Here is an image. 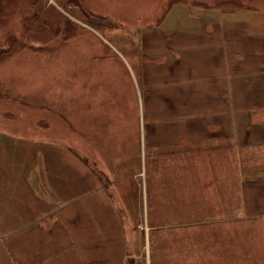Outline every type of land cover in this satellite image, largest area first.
<instances>
[{
  "label": "rangeland",
  "instance_id": "rangeland-1",
  "mask_svg": "<svg viewBox=\"0 0 264 264\" xmlns=\"http://www.w3.org/2000/svg\"><path fill=\"white\" fill-rule=\"evenodd\" d=\"M239 11L264 13V0H0V132L65 144L37 149L57 155L46 171L64 179L68 197L80 188L73 168L86 160L100 172L91 151L106 157L126 264H264V197L252 185L240 194L227 149L215 180L199 178L194 161L139 162L137 94L125 65L135 64L142 26L191 23L184 13L210 24ZM114 127L125 130L126 146H85Z\"/></svg>",
  "mask_w": 264,
  "mask_h": 264
},
{
  "label": "crops",
  "instance_id": "crops-1",
  "mask_svg": "<svg viewBox=\"0 0 264 264\" xmlns=\"http://www.w3.org/2000/svg\"><path fill=\"white\" fill-rule=\"evenodd\" d=\"M184 15L192 22L139 28L134 66L126 60L138 101L139 162L194 161L202 164L199 178L215 180L227 149L240 194L252 185L264 197V13L223 14L210 24ZM125 137L123 129H105L85 146L118 148L127 145ZM58 145L65 146L0 132V264H126L124 221L106 188L114 179L106 157L91 151L101 163L98 174L86 160L73 168L80 188L68 197L64 179L46 171V159L55 164L57 155L38 150ZM65 178L71 185L70 173Z\"/></svg>",
  "mask_w": 264,
  "mask_h": 264
},
{
  "label": "bare ground",
  "instance_id": "bare-ground-1",
  "mask_svg": "<svg viewBox=\"0 0 264 264\" xmlns=\"http://www.w3.org/2000/svg\"><path fill=\"white\" fill-rule=\"evenodd\" d=\"M143 27V26H142Z\"/></svg>",
  "mask_w": 264,
  "mask_h": 264
}]
</instances>
